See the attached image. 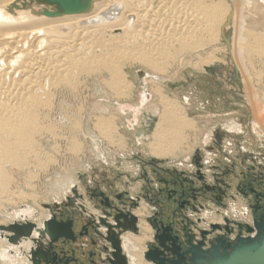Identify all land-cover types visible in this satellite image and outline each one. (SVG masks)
Instances as JSON below:
<instances>
[{"label":"bare ground","instance_id":"bare-ground-1","mask_svg":"<svg viewBox=\"0 0 264 264\" xmlns=\"http://www.w3.org/2000/svg\"><path fill=\"white\" fill-rule=\"evenodd\" d=\"M217 63H233L253 120L223 126L242 145L255 134V150L264 145V0H0V228L20 206L28 205L23 217L42 218L47 195L71 188L74 164L88 160L85 138L98 156L103 149L125 152L128 137L120 130L134 125L127 109L137 120L143 114L140 125L154 126L145 144L149 157L179 161L195 152L215 121L191 118L188 99L181 103L167 90L186 84H172L179 69L208 71ZM136 66L143 67L136 74L147 93L130 103L138 93L127 69ZM97 92L118 108L101 106L92 97ZM61 142L73 157L64 176L56 163ZM148 239L133 237L140 248Z\"/></svg>","mask_w":264,"mask_h":264},{"label":"flooded vegetation","instance_id":"flooded-vegetation-1","mask_svg":"<svg viewBox=\"0 0 264 264\" xmlns=\"http://www.w3.org/2000/svg\"><path fill=\"white\" fill-rule=\"evenodd\" d=\"M218 140L179 161L139 154L134 171L80 175L38 228L29 217L16 220L19 233L1 232V263L264 264L248 249L264 223V145L236 141L222 152ZM144 235L140 248L133 237Z\"/></svg>","mask_w":264,"mask_h":264},{"label":"rangeland","instance_id":"rangeland-1","mask_svg":"<svg viewBox=\"0 0 264 264\" xmlns=\"http://www.w3.org/2000/svg\"><path fill=\"white\" fill-rule=\"evenodd\" d=\"M57 4L61 8H63L62 5H60L59 3ZM138 68L143 69V67H140V66L127 69V72L129 74V81L131 80L135 84V87H136L133 93H138L137 96L128 100V102L130 103L139 101L140 96H141L140 94L141 85H142L141 81L143 78H139L137 76L136 71H138ZM234 74L235 73H234L233 63H228L224 65L220 63L218 65L217 63V64L212 65V67L208 71L206 70L198 71L196 69L194 70L191 67L189 68L184 67L178 70V75L176 76V78L172 77L173 85L181 84V82L186 81V84H181L179 86L170 87V89L167 90V92L174 94L181 101V103L186 98L188 99V103L190 107V110H189L190 117L195 120L203 119L202 121L206 122V120H208V116L211 115L215 121L213 122V124H211V127L210 126L205 127V129L208 130V132L205 131L206 133H204L205 136H204V139L202 140V144H199L198 146V148L200 149L207 150L209 145L216 146L215 140H217V138L219 137L218 145L219 147L223 149L222 152H226V150H228V148L231 147L230 143H235L237 140L235 138L236 135L234 136V134L229 132L226 129L227 128L226 125L223 126L225 122L232 121V120H237L238 122H242L244 119L253 121L252 113H251L250 107L248 105L247 97H246V91H244L243 89V83L241 80L239 79L237 80ZM261 76H264V69H263ZM148 86H150V84H148ZM92 97L96 98V100L103 107L110 106V108L112 107L116 108L118 106L115 103V101L111 100V98L107 95H100L97 92L96 95ZM155 101H156V97H152L151 100L146 103L147 105L145 108H148L147 106H151V104L155 103ZM259 104L264 109V102L261 101ZM87 112L90 113L89 108ZM126 112H129L130 114V115L128 114V116H130V120L128 123H130L131 125L134 124L132 125V127L131 126L126 127V128L124 127L123 129L120 130L121 133L124 134V136L128 137V146L126 148V151L124 150L125 152H121V154H118L116 156L114 154L111 155L108 152H105V149H103L104 155L98 156V154H96L98 152H96L95 154L90 153L91 150H94V144H92V141L90 139L85 138V141H86L85 149L89 154L87 155L88 160H86V163L85 161L83 162L82 160L81 167L78 166V164H74L77 168L71 170V174H70V177H72L71 181L72 180L73 182L79 181L78 177L84 174H86L88 178L89 177L93 178L95 175L98 176V173L110 172V174H113V172L115 173V171L126 172L128 170L134 171L136 169V166L133 163V158L134 156L139 155V154L146 155L147 151H146L145 144L148 141L146 138L151 133L154 126L152 125L150 127H146V125H143V124L140 125L138 123L139 120L142 119L143 114L141 115L140 119L137 120L133 118L134 117L133 110L127 109ZM87 121H88V116L85 118L84 122H87ZM213 126H216V127L212 128ZM85 129L87 131V128L84 126V130ZM215 130H218L217 131L218 136L214 135ZM247 134H249L250 136V137L247 136L248 142L249 141L252 142L253 139L251 138V136H254L255 134H252V133H247ZM60 145H61V149H59V152L56 153L58 154L56 156V158H58L56 160V163H57V167L61 169V172L59 174L61 176H64L67 164L71 162V159L73 157L70 155V153L67 152L66 150L67 147L64 142H61ZM105 146H106L105 143H102L101 146L98 144V147L100 150L101 148H104ZM130 164L131 165L133 164V166H130ZM113 176L111 175V178H113ZM46 183L52 184V183H49L48 180H46ZM118 186H119V183H118ZM11 187L13 188L15 187V185ZM86 188H87L86 186L80 185V190L82 192H85ZM130 188H131L129 189L130 192L134 190L133 186H131ZM124 189L127 190L126 188ZM70 193H71V188L68 190H65L62 194L56 195V197L52 195H47L49 197L48 203L40 205L45 215L43 214L42 218H40L39 217L40 215H38L35 217V219L38 222L43 220V218L47 217V214L51 212L50 210H55L56 208H58L53 205L54 202L56 201L58 204H61L63 201L66 200L68 196H70ZM47 205H49V208L46 207ZM26 206L28 205H25V207ZM30 207L35 212H37L36 211L38 210L37 208H34L32 206ZM19 208L21 210L23 206H20ZM38 214H39V211H38ZM12 222H10L9 224H11Z\"/></svg>","mask_w":264,"mask_h":264},{"label":"water","instance_id":"water-1","mask_svg":"<svg viewBox=\"0 0 264 264\" xmlns=\"http://www.w3.org/2000/svg\"><path fill=\"white\" fill-rule=\"evenodd\" d=\"M146 75V74H145ZM171 87H173V86H171ZM247 88H248V90H249V84H247ZM141 93H147V89H146V87L144 88V84L142 83V85H141ZM251 101V105H253V109H254V117L256 118L257 117V115H256V107H255V105L253 104V101L252 100H250ZM254 118V119H255ZM232 134H234L235 135V133H232ZM54 206H57L58 205V203L55 201L54 202V204H53ZM46 207H48L49 208V205H47ZM26 208H24V206H23V208L20 210V212H18V213H14V215H15V219H14V224H12V225H7V226H1V228H0V237H2L1 236V232L2 231H8V232H11V233H15V234H17V233H19V226H17V224H16V220L17 219H22V220H27L29 217H23V212H21V211H24ZM30 210H31V212L32 213H34V214H36V212L32 209V208H30ZM21 213H23V214H21ZM27 215V214H26ZM47 216L49 217L50 216V213L49 214H47ZM256 234H258L257 235V238H256V241L257 240H259L260 242L258 243V245L257 246H253L252 248L251 247H249L248 249H249V251H251L253 254H255V256H261V257H264V223H263V221H260L259 222V224H257V229H256ZM240 243H242L243 241H246V242H249L250 240L249 239H242V238H240L239 240H238ZM240 245V244H239ZM248 251V252H249Z\"/></svg>","mask_w":264,"mask_h":264}]
</instances>
